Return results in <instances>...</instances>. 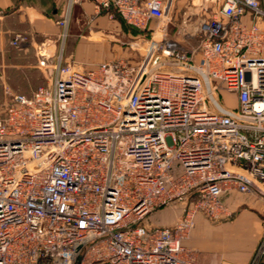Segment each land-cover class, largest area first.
Returning <instances> with one entry per match:
<instances>
[{"label": "built area", "instance_id": "2783aa9c", "mask_svg": "<svg viewBox=\"0 0 264 264\" xmlns=\"http://www.w3.org/2000/svg\"><path fill=\"white\" fill-rule=\"evenodd\" d=\"M92 2L142 33L139 61L85 71L60 53L31 97L6 92L0 264H196L197 215L264 197V0H194L180 20L175 0ZM172 205L175 224L152 222ZM263 258L264 236L248 264Z\"/></svg>", "mask_w": 264, "mask_h": 264}, {"label": "crops", "instance_id": "0c3cea01", "mask_svg": "<svg viewBox=\"0 0 264 264\" xmlns=\"http://www.w3.org/2000/svg\"><path fill=\"white\" fill-rule=\"evenodd\" d=\"M67 1L0 0V80L5 92L31 97L45 85L47 70L60 53L64 62L85 71L110 60L137 64L139 54L130 45L142 33L118 17L110 20L97 13L92 0H75L61 45L62 29L56 22ZM193 1L175 0L177 19L191 12ZM17 35L27 39L21 47L13 43ZM221 202L227 214L219 219L197 215L186 247L194 252L196 264H248L264 236V197L230 192L222 195ZM158 213L152 222L159 226H172L180 218L177 205Z\"/></svg>", "mask_w": 264, "mask_h": 264}, {"label": "rangeland", "instance_id": "374dc122", "mask_svg": "<svg viewBox=\"0 0 264 264\" xmlns=\"http://www.w3.org/2000/svg\"><path fill=\"white\" fill-rule=\"evenodd\" d=\"M178 20H180V17L178 18ZM177 20V22H179ZM5 86L1 85V80H0V117L3 115V112L5 110V105H7L10 101V96L5 92ZM4 88V89H3ZM3 90V92L1 93V91ZM224 102L225 104H228V107L230 108H237L238 104L237 101L234 99L232 101V99L228 98L227 96H224ZM178 213V211H177ZM161 215V213H158L156 215L153 216V219H156L157 216Z\"/></svg>", "mask_w": 264, "mask_h": 264}, {"label": "trees", "instance_id": "16d2710c", "mask_svg": "<svg viewBox=\"0 0 264 264\" xmlns=\"http://www.w3.org/2000/svg\"><path fill=\"white\" fill-rule=\"evenodd\" d=\"M117 17V16H116Z\"/></svg>", "mask_w": 264, "mask_h": 264}]
</instances>
